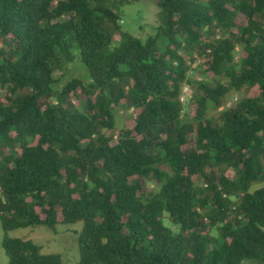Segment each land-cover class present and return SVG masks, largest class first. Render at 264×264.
I'll use <instances>...</instances> for the list:
<instances>
[{"label":"trees","instance_id":"16d2710c","mask_svg":"<svg viewBox=\"0 0 264 264\" xmlns=\"http://www.w3.org/2000/svg\"><path fill=\"white\" fill-rule=\"evenodd\" d=\"M138 1L0 0L8 264H61L8 231L78 221V264H264V0H150L162 24L145 39L114 11ZM73 50L88 79L59 84ZM119 109L137 111L132 129Z\"/></svg>","mask_w":264,"mask_h":264},{"label":"rangeland","instance_id":"374dc122","mask_svg":"<svg viewBox=\"0 0 264 264\" xmlns=\"http://www.w3.org/2000/svg\"><path fill=\"white\" fill-rule=\"evenodd\" d=\"M114 11L118 13L120 18V30L121 32L127 33L133 37L145 39L149 36H153L157 33L158 28L162 24L161 11L150 0H143L138 2L123 3L119 8H114ZM238 24H244L245 18L239 17L237 19ZM120 38L118 35H112L111 46L117 47L119 45ZM72 56L74 61L67 65L68 71L66 74L63 72H55V77L61 78L60 83L65 80L67 76L80 75L83 80L88 79V72L86 68L80 63L77 50H73ZM241 53L239 48H236L234 53V61L240 59ZM205 58L199 56H194V61H189L191 69L193 72H189L192 78L199 79L200 75L198 71L199 68L205 69ZM64 74V76H62ZM62 76V77H61ZM208 76H211L208 73ZM256 93V87L246 90L240 94H231L228 96L227 101L223 104L222 108L231 105L241 96H253ZM192 94V88L184 84L180 91L179 100L183 105V112L188 113V116H193L195 111V106L191 104L190 97ZM74 104H78L76 99H73ZM220 108V110L222 109ZM137 114L135 110L125 111L119 109L116 115V120L118 123L123 125L128 129H132L134 125V117ZM114 140L111 144L115 142V136L117 135V129L114 130ZM225 176L232 178L234 172L228 169L225 172ZM194 178V177H193ZM148 189H153L154 184L148 183ZM258 188V185L254 189ZM60 219V217H59ZM169 221H164L165 225L169 226ZM82 229V222L78 221L73 224H63L59 223L55 230H50L44 225L28 226L22 228H16L14 230L8 231L6 235L11 238H19L22 240H31L33 243L39 246L40 253L43 254H58L61 258V264H78L79 262V250H78V235ZM5 236V232L1 227L0 222V264H8V258L2 247V239Z\"/></svg>","mask_w":264,"mask_h":264}]
</instances>
